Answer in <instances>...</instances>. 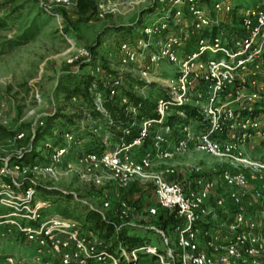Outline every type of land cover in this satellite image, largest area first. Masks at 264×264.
Here are the masks:
<instances>
[{
    "label": "built area",
    "instance_id": "built-area-1",
    "mask_svg": "<svg viewBox=\"0 0 264 264\" xmlns=\"http://www.w3.org/2000/svg\"><path fill=\"white\" fill-rule=\"evenodd\" d=\"M79 1L39 0V7L58 18L59 11L69 10ZM88 1L97 3L105 13L112 0ZM202 1L156 0L163 16L144 28L142 37L119 46L122 66L138 72V82L145 88L159 83L165 93L156 100L155 119L139 117L138 109L128 106L127 93L132 92L122 79L98 68L99 75L93 78L102 88L93 86V106L121 132L118 146L71 159L73 147L81 142L69 131L62 136L66 145H46L45 163H17L0 170V177L11 178L0 188V205L9 210L0 216V224L14 228L34 246L38 263L55 264L45 262L49 257L57 264H264V162L246 153L254 140L264 139V3L237 11L235 4L220 0L209 11ZM186 14L189 19L185 20ZM225 16L238 18V23L232 20L228 25L222 20ZM170 23L190 28V32L185 28L164 36ZM191 43L194 49L188 51ZM69 44V52L75 56L68 63L88 67L91 53ZM163 64L174 68V76L166 79L157 72ZM133 88L138 90V84ZM104 100L139 122L136 134L135 122L121 127L110 120ZM184 107L196 109L201 120L189 119L181 110ZM172 116L186 121L172 126L168 124ZM24 138L20 134L15 141ZM128 138L133 139L128 142ZM151 139L153 151L134 158L133 150ZM193 151H201L219 164L216 178L207 179L202 168H194L198 176L195 188L187 190L180 181L169 179L177 174L174 168L153 171L156 162L172 161ZM10 169L20 176L42 173L57 179L75 175L104 190L103 210L112 209L106 189L109 184L125 188L151 181L157 208H149L147 213L155 216L158 208L166 210L181 224L168 231L154 230L160 248L147 243L134 250L122 248L119 257L81 223L61 216L45 218L42 212L50 204L38 200L33 187L18 184ZM220 188L226 192L220 193ZM212 202L214 206L208 205ZM117 213L128 218L134 210L121 200ZM146 257L153 259L149 263ZM15 263L13 256L5 260V264Z\"/></svg>",
    "mask_w": 264,
    "mask_h": 264
},
{
    "label": "rangeland",
    "instance_id": "rangeland-1",
    "mask_svg": "<svg viewBox=\"0 0 264 264\" xmlns=\"http://www.w3.org/2000/svg\"><path fill=\"white\" fill-rule=\"evenodd\" d=\"M218 1L220 0L202 1V4L211 11ZM228 1L236 3L237 11L254 9L264 3L263 0ZM39 6V0H0V22L5 25L0 30V170L7 165L9 168L15 166L14 158L19 159L22 154L31 152L36 134L46 127L47 119L57 112L73 117L75 121L73 125L61 120L54 123V128L35 150L40 155L36 158V163L47 161L46 145L53 143L51 136L59 137L60 130L63 134L74 131L80 139L77 141L82 145L78 144L79 146L73 148L81 146L84 149L83 153L111 151L118 146L122 136L120 131L112 128L106 120L86 117L87 104L83 105L80 98H75L76 102H72L64 93L67 87L73 86L75 79L79 81L99 75L96 72L98 68L117 74L129 92L142 99L154 101L165 94L159 83L147 88L138 85L139 89L135 90L133 87L139 84L138 72L122 66L119 51L122 42H132L142 37V30L163 16V9L156 0H112L110 10L105 13L98 5L94 6L86 0H80L75 7L59 11L58 18H55V15H47ZM186 19H189L187 14ZM222 20L231 26L233 17L225 16ZM234 20L235 24L238 23V18ZM141 23L145 26L141 27ZM185 28L170 23L163 35L179 34ZM187 30L190 32V28L184 31ZM69 43L91 53L93 60L88 67L80 62L68 63L75 56L74 52H69ZM192 49L193 43L187 47L188 51ZM157 72L166 79L174 76V68L169 64L160 65ZM82 115L86 119L80 120ZM134 122L136 134L139 122L135 119L132 123ZM176 131L179 129L176 128ZM20 134H24L25 138L19 142L15 141V137ZM59 138L60 142L53 144L66 145L63 137ZM246 153L252 159L264 162V139L254 140ZM178 158L197 168L204 170H209L205 169L207 167L212 168L213 175L206 173L204 176L207 179L216 178L221 170L215 160L201 151ZM157 163L163 166L161 162H156L155 166ZM10 172L20 185L24 186L28 182L70 195L73 200H68L67 205L65 202L60 205L62 208H68L72 214L79 216L83 214L85 208L95 209L117 226L129 225L139 228L138 231L145 243L153 247H161L160 238L154 230L162 229L166 219L176 217L174 213L159 208L155 216L147 213L149 208H157L151 181L145 183L148 189L141 196H133V191L126 194L129 186L121 188L109 184L106 189L112 200V209L103 210L101 206L104 190L80 181L75 175L56 179L42 173L20 176L11 169ZM9 181L10 177H0V188ZM117 190L123 198L115 197L114 191ZM225 192L224 188H220V193ZM121 200L127 202L134 210L128 218H120L117 213ZM50 210L52 208L48 209ZM8 213L9 210L0 206V216ZM54 216L57 215L49 214L44 217ZM0 233V264H5V260L10 256L16 259L15 264H41L36 260L33 245L21 241L14 232L7 235L2 231ZM152 259L145 258L147 261ZM49 261L54 262L55 259L47 257L45 262Z\"/></svg>",
    "mask_w": 264,
    "mask_h": 264
},
{
    "label": "trees",
    "instance_id": "trees-1",
    "mask_svg": "<svg viewBox=\"0 0 264 264\" xmlns=\"http://www.w3.org/2000/svg\"><path fill=\"white\" fill-rule=\"evenodd\" d=\"M86 1L90 2L88 0ZM203 1H208V0H203ZM90 3L93 4L94 6H97V3L95 2H90ZM4 26L5 25L2 22H0V30ZM140 26L144 27L145 24L141 23ZM74 81L75 83L73 84V86L67 87L64 90L67 99L71 100L72 98H80L82 102H84V104H87L85 108V112H87L86 113L87 115H91L93 119L104 120L103 116L98 112H96L93 106V96L91 91L94 85L97 86V89H101L102 84L91 77H86L80 79L79 81L75 79ZM138 85L140 87L145 86L144 83H139ZM127 96L129 98L128 106L138 109L140 115L139 117H146L151 119H155L157 117L155 113L156 100L153 101L149 99H142L133 93H127ZM103 106L110 120L115 125L121 127H128L132 123L133 121L132 116L125 113L122 109L116 107L109 100H104ZM181 110L186 113L189 119H194L198 121L201 120V117L199 116V113L197 112L196 109L191 107H184L181 108ZM83 119L86 118L83 115L80 116V120ZM58 120L73 125L75 118L64 116L63 114L58 112L55 115L49 117L46 121V127L43 130H39L38 133L36 134L34 143L31 147L32 148L31 152L24 153V156L21 160L18 158H14L16 164L21 163L24 165H32L36 163V158H38L40 155L35 150L40 147L39 144L48 136L49 132L54 128V123L57 122ZM168 121H169L168 124L172 126H177V125H181L182 123H185L186 120L172 116ZM59 133H60L59 137H62L63 132H61L60 130ZM59 137L51 136V140L55 144L59 143L61 139ZM132 139L133 138H128L127 140L128 142H130L132 141ZM28 184L30 186H28ZM24 186L25 188L33 187L35 190L36 198L42 202H46L50 204L51 206L50 208H52V210L50 211H48V209L44 210L42 212L43 216H49V214H53L64 218L73 219L81 223L86 231H90L96 234L105 243V245L108 247L110 252H112L113 254L119 257H121L122 248H128L129 250H134L145 244L144 239L140 236L141 233L138 231L139 228L129 225L117 226V224L109 221L98 210L85 208L83 214L78 216L72 214L68 210V208H62L60 204L65 202V205H67L68 200L69 201L73 200V198L70 195L64 192L55 189H50L47 187L35 186L28 182H26ZM179 224H181V221L178 220L176 217L168 218L163 222L162 229L160 230H167V231L172 230L175 226ZM1 231L4 232V234L6 235L14 232L21 241L27 242L26 238L22 234L18 233L14 228L10 227L9 225L0 224V232ZM30 245L32 246V244ZM54 263L57 264V262L55 261Z\"/></svg>",
    "mask_w": 264,
    "mask_h": 264
},
{
    "label": "crops",
    "instance_id": "crops-1",
    "mask_svg": "<svg viewBox=\"0 0 264 264\" xmlns=\"http://www.w3.org/2000/svg\"><path fill=\"white\" fill-rule=\"evenodd\" d=\"M82 104H84V102H82ZM84 105H86V104H84ZM152 151H153V141L151 139L147 142V144L144 147L133 150L132 156L134 158L140 159L146 153L152 152ZM83 152H84V149L81 146L74 148V150L71 154V159H75L77 156H79ZM193 152H195V151H193ZM167 168H174L175 171L177 172V174L175 176H169V179H176V180L180 181L185 186V188L187 190H191V189L195 188V181H196L198 176L193 173V169L197 168V167H194L191 164L183 162L182 159H180V158H176L172 161L164 162L163 166H161V164L157 163V166H155L153 168V171H162V170H165ZM205 169H209V170L203 169L204 176L206 173L209 175H213L214 170L212 168L207 167ZM211 169H212V172H211ZM146 187H147V185H145L142 182H135V183H132L131 185H129V188L127 187L128 189L125 191V193L129 194L130 191L131 192L133 191L134 192V193L132 192L133 196H141L148 189ZM114 195L117 199L123 198V195L121 196V194L118 192V190L114 191ZM153 197H154V201H155L156 206H157V202H156L155 196H154V189H153ZM208 205L214 206L213 202L209 203ZM148 262L150 263L151 261H148Z\"/></svg>",
    "mask_w": 264,
    "mask_h": 264
}]
</instances>
